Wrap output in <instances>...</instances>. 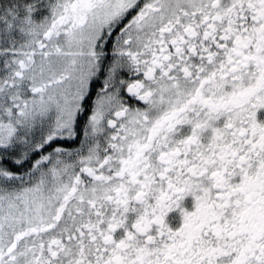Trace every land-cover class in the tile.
I'll return each mask as SVG.
<instances>
[{
  "label": "snow or ice",
  "instance_id": "snow-or-ice-1",
  "mask_svg": "<svg viewBox=\"0 0 264 264\" xmlns=\"http://www.w3.org/2000/svg\"><path fill=\"white\" fill-rule=\"evenodd\" d=\"M0 264H264V0H0Z\"/></svg>",
  "mask_w": 264,
  "mask_h": 264
}]
</instances>
